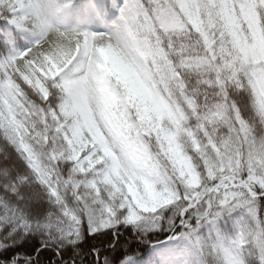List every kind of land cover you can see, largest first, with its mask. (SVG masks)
<instances>
[{"label":"snow or ice","instance_id":"6c2138e0","mask_svg":"<svg viewBox=\"0 0 264 264\" xmlns=\"http://www.w3.org/2000/svg\"><path fill=\"white\" fill-rule=\"evenodd\" d=\"M0 264H264V0H0Z\"/></svg>","mask_w":264,"mask_h":264}]
</instances>
